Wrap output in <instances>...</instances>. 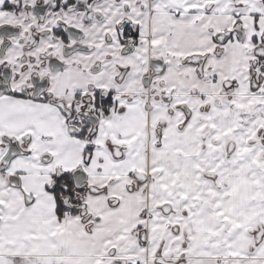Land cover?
Segmentation results:
<instances>
[{
    "label": "snow or ice",
    "instance_id": "snow-or-ice-1",
    "mask_svg": "<svg viewBox=\"0 0 264 264\" xmlns=\"http://www.w3.org/2000/svg\"><path fill=\"white\" fill-rule=\"evenodd\" d=\"M0 264H264V0H0Z\"/></svg>",
    "mask_w": 264,
    "mask_h": 264
}]
</instances>
